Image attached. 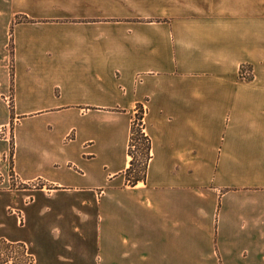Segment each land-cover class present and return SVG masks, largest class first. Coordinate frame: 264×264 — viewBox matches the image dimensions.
Here are the masks:
<instances>
[{
  "label": "crops",
  "instance_id": "crops-1",
  "mask_svg": "<svg viewBox=\"0 0 264 264\" xmlns=\"http://www.w3.org/2000/svg\"><path fill=\"white\" fill-rule=\"evenodd\" d=\"M0 128V185L28 186L0 191V236L40 258L264 264V0H0Z\"/></svg>",
  "mask_w": 264,
  "mask_h": 264
},
{
  "label": "rangeland",
  "instance_id": "rangeland-1",
  "mask_svg": "<svg viewBox=\"0 0 264 264\" xmlns=\"http://www.w3.org/2000/svg\"><path fill=\"white\" fill-rule=\"evenodd\" d=\"M9 50L12 53V48L9 45ZM244 73L246 75H244ZM251 70L249 68H243V77H251ZM145 108L138 106L136 108V114L134 121L138 123L137 128H141L144 131V115ZM142 118V120H141ZM2 132H0V136L4 135V128H1ZM144 137L139 136V138L133 141V146L131 150L133 152V157L135 159L134 167L130 172V179H133L135 176H143L146 169V156H145V148L146 141L143 139ZM128 178V177H127ZM28 187L26 184H20L16 186V184H1L0 191L11 192L18 191L19 189H23ZM29 199L25 201L28 203ZM10 215L15 216L18 219V216H22L24 219V214L17 208L9 207L7 210ZM24 224V221L21 222V225ZM23 229L15 227L14 236H0V264H52L53 258L59 260L60 262H66V264H107L106 263V251L101 250V246H52V249L49 251H41L40 253L37 248L31 242L30 236L22 235ZM11 237V238H10ZM14 237V239H12ZM15 237H22L21 239H15ZM26 246H29V253L34 254L36 261H32L30 263V257L26 253ZM195 247V258L199 259L201 254V246ZM197 264V263H195Z\"/></svg>",
  "mask_w": 264,
  "mask_h": 264
},
{
  "label": "trees",
  "instance_id": "trees-1",
  "mask_svg": "<svg viewBox=\"0 0 264 264\" xmlns=\"http://www.w3.org/2000/svg\"><path fill=\"white\" fill-rule=\"evenodd\" d=\"M141 120H142V118H141ZM137 125H139V124L136 123L135 121H133L132 128H131L130 146H129V154L132 156V159H131V163H130L129 168L126 171V175H127L128 179L130 180L131 184H136L139 180L145 179V173H146V170H147L149 159L151 157V155H150V149H151L150 138H149L148 135L145 134V132H143L142 127L141 128H137ZM139 136L144 137L143 139L146 141V144H147L146 148H145L146 169H145V172H144L143 176H135V177H133V179H130L129 178L131 176L130 172L132 171V169L134 167V163H135L134 162L135 159L133 157V152L131 150V147L133 146V141L137 140L139 138Z\"/></svg>",
  "mask_w": 264,
  "mask_h": 264
},
{
  "label": "built area",
  "instance_id": "built-area-1",
  "mask_svg": "<svg viewBox=\"0 0 264 264\" xmlns=\"http://www.w3.org/2000/svg\"><path fill=\"white\" fill-rule=\"evenodd\" d=\"M244 75H246L245 73H244ZM0 132H2V129L0 128ZM18 219H19V223H21L22 221H24V219H22V216H18ZM26 253H27V255H29V257H30V263H33L32 261H36V258H35V256H34V254H30L29 253V246H26Z\"/></svg>",
  "mask_w": 264,
  "mask_h": 264
}]
</instances>
